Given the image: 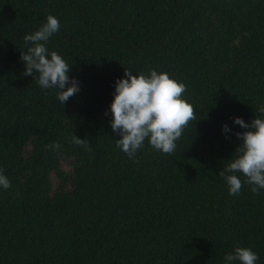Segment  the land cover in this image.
I'll list each match as a JSON object with an SVG mask.
<instances>
[{
  "label": "trees",
  "instance_id": "trees-1",
  "mask_svg": "<svg viewBox=\"0 0 264 264\" xmlns=\"http://www.w3.org/2000/svg\"><path fill=\"white\" fill-rule=\"evenodd\" d=\"M48 15L46 47L80 88L63 105L20 59ZM125 70L186 85L197 120L173 154L146 139L137 163L116 146ZM261 107L264 0H0V264H226L236 247L264 264V189L229 195L219 176L246 131L233 118Z\"/></svg>",
  "mask_w": 264,
  "mask_h": 264
},
{
  "label": "clouds",
  "instance_id": "clouds-1",
  "mask_svg": "<svg viewBox=\"0 0 264 264\" xmlns=\"http://www.w3.org/2000/svg\"><path fill=\"white\" fill-rule=\"evenodd\" d=\"M59 30V20L48 15L46 23L24 36L27 52H21L20 59L25 65L23 74L32 76L43 89H58L57 98L63 105L80 88L78 81L69 76V64L57 52H49L46 47L50 37ZM125 77L115 82L114 99L110 104L111 128L121 137L116 140V146L137 163L136 153L143 148L146 139L155 150L173 154L184 129L197 120L195 107L183 98L186 85L156 70H150L148 76L144 73L134 75L125 70ZM259 112L264 115V107L259 108ZM233 122L246 131L235 133L242 142L219 176L226 181L229 195H239L244 185H250L251 192L256 194L264 189V119L255 117L248 124L235 117ZM222 131H230L227 124ZM72 143L83 146L86 151L91 150L87 139L74 134ZM60 147L58 142H53L45 145V150L59 151ZM237 172L243 175V180L233 174ZM0 187L5 190L11 187L2 170ZM224 260L226 264H256L258 255L250 248L236 247L225 255Z\"/></svg>",
  "mask_w": 264,
  "mask_h": 264
}]
</instances>
